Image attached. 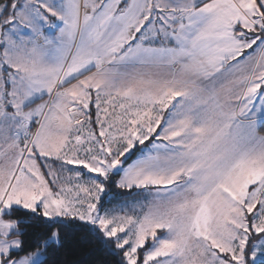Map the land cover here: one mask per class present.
<instances>
[{"label": "snow or ice", "instance_id": "obj_1", "mask_svg": "<svg viewBox=\"0 0 264 264\" xmlns=\"http://www.w3.org/2000/svg\"><path fill=\"white\" fill-rule=\"evenodd\" d=\"M0 264H264V0H0Z\"/></svg>", "mask_w": 264, "mask_h": 264}]
</instances>
